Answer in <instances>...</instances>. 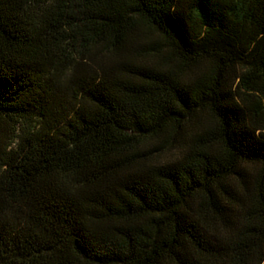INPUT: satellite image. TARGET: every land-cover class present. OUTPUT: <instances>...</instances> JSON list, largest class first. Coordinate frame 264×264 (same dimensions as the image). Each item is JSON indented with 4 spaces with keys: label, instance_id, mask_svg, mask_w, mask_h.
I'll list each match as a JSON object with an SVG mask.
<instances>
[{
    "label": "trees",
    "instance_id": "trees-1",
    "mask_svg": "<svg viewBox=\"0 0 264 264\" xmlns=\"http://www.w3.org/2000/svg\"><path fill=\"white\" fill-rule=\"evenodd\" d=\"M0 264H264V0H0Z\"/></svg>",
    "mask_w": 264,
    "mask_h": 264
}]
</instances>
